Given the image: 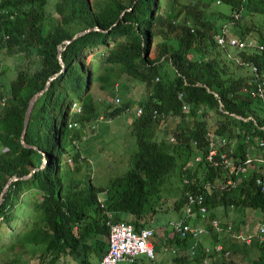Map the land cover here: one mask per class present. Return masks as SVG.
<instances>
[{
    "label": "trees",
    "instance_id": "16d2710c",
    "mask_svg": "<svg viewBox=\"0 0 264 264\" xmlns=\"http://www.w3.org/2000/svg\"><path fill=\"white\" fill-rule=\"evenodd\" d=\"M222 26L240 40L255 34L264 48V0H0V54L38 62L34 69L18 67L7 88L0 82V264L69 257L94 264L89 257L105 253L104 212L136 232L150 228L155 253L164 248L153 214L172 209L180 218L187 194L202 196L204 214L195 204L191 213L193 225L207 228L208 243L179 237L173 221L167 243L177 252L168 264H264V234L261 242L246 243L209 227L213 218H224L233 231L243 229L244 220L228 212H251L254 225L245 232L264 227V192L254 183L264 172V162L257 163L264 160L257 145L264 140V108L248 94L264 82V50L233 53L254 70L236 64L212 38ZM123 74L144 87L135 104L141 113L128 124L133 148L125 172L97 186L79 148L83 129L100 113L90 89L96 84L110 97ZM39 91L23 135L26 147L19 139L24 111ZM131 104L121 101L104 117ZM206 133L224 139L210 160ZM247 154L251 163L237 181L234 170ZM174 170L179 194L165 207L160 194ZM118 264L156 263L138 256Z\"/></svg>",
    "mask_w": 264,
    "mask_h": 264
},
{
    "label": "rangeland",
    "instance_id": "374dc122",
    "mask_svg": "<svg viewBox=\"0 0 264 264\" xmlns=\"http://www.w3.org/2000/svg\"><path fill=\"white\" fill-rule=\"evenodd\" d=\"M228 34H230L229 30ZM250 38H254L257 41V37L255 36V34L248 36L246 39ZM234 50L235 49L229 48V54H233L235 52ZM229 59L234 61V59L232 58ZM234 62L238 64L236 61ZM238 65L245 66L250 71L252 70V65L250 63L246 64L247 66L244 64ZM37 66L38 62H33V57L20 55L12 57L11 55L0 54V82L2 84V87L7 88L9 80L14 77V74L18 70V67H20L21 69H24L26 67L34 69ZM163 69L168 70L167 67H164ZM235 71L238 73H244L245 69L237 68ZM116 86V93H118L120 101L123 102L125 100H129L132 103V108H130V111L134 110L136 102L143 97L144 87L137 80H134L125 74L121 75L120 80L117 82ZM90 94L96 102L100 113L97 118L98 121L94 122L90 126H86L83 129V140L80 142L79 148L82 152V155L85 156V158L89 162V170L92 183L97 186H105L108 184L109 180L112 177L123 174L127 169L129 158L128 154L133 148V138L129 134L128 124L134 117L127 116V113L125 112L124 114L121 113L120 115L113 118H105L103 114L105 109H107V111H110L112 108H114L113 106H109L107 104L112 100L113 94L110 97H107L106 91L98 89L96 84L92 85ZM209 115H212V112H210ZM179 185V177L177 172L175 171L169 177L167 182H165V184L162 186L160 195L165 202V207H167L168 202L178 197ZM178 214L179 213L175 212L172 209L161 211L157 210L153 214L151 225L162 226L160 228L171 230V222L177 220ZM227 215L229 217L234 216L236 220H240L242 218L244 220L242 224L243 229H251V227L254 225V220L251 216V213L249 212H246L243 216H240L238 214L233 215L232 212H228ZM155 232V237L158 239L159 243L162 244L164 249L160 247L158 250L159 252L157 251L154 253V260L161 261L164 259H168L170 257L168 249L171 243H167V241H161V231L159 229L155 228ZM202 235L203 234L199 235V238L194 241L195 244L202 241V238L200 237ZM163 238L166 239L164 235ZM104 239L106 241V238ZM175 249L176 248H174L173 250ZM176 252L177 250H175L174 253H171V255L173 256V254H175ZM139 257L147 258L144 255H139ZM74 260L75 259H73L72 257H69L64 263L56 262L55 264H79L74 262ZM98 261L99 260H96V262Z\"/></svg>",
    "mask_w": 264,
    "mask_h": 264
},
{
    "label": "built area",
    "instance_id": "2783aa9c",
    "mask_svg": "<svg viewBox=\"0 0 264 264\" xmlns=\"http://www.w3.org/2000/svg\"><path fill=\"white\" fill-rule=\"evenodd\" d=\"M215 43L224 49H227L226 56L228 58L234 59L238 64L241 63L235 58L233 54H229V48L236 50L242 49H252L262 51L264 50L263 46L259 44L254 38L240 40L236 36H232L228 34V28L226 26H222L217 33H214L212 36ZM251 69L254 70V67L251 66ZM157 79V78H156ZM155 79V80H156ZM117 84L114 85V96L111 101V105L113 107L119 105L120 98L116 96ZM248 94L252 98H258L264 108V82L256 81L254 89L249 90ZM180 94H178V97ZM75 105H72L71 111H75ZM186 105L182 106V109H185ZM129 117H136L141 113L140 107L135 108L130 111V108L126 109L124 113ZM264 128V126H262ZM206 136H209L210 140L207 144V154L206 159L210 160L211 156L215 154V146L222 145L224 141L220 143H215L214 140H211V133H206ZM257 145L261 148V152L264 151V140L259 139L257 141ZM222 158V163L224 166H229V161L224 157L223 154L220 155ZM260 160V159H258ZM260 161H264L263 159ZM251 163V156L247 154L241 165H237L234 170V175L236 179L239 180V176L241 173L245 172L248 169L249 164ZM229 183V181H227ZM255 185L258 187L260 192H264V172H261L255 179ZM202 196L201 195H190L187 194V201L183 208V213L180 218H178L173 223V229L175 233L183 238L187 234L190 237L197 239L199 235L206 234L207 228L193 225L192 221V213L191 208L195 204L198 206V210L200 214H204V207L201 206ZM105 215V225L107 226V235L105 241V253L101 256L97 264H118L120 262H131L135 257L139 255H144L147 258H153V244H152V230L150 228H141L139 231H134L132 226L126 224L122 221H113L112 214L109 212H104ZM209 227L214 232L218 234L228 233L232 237L238 238L244 242H249L252 237H256L258 242L262 241V237L264 234V227L262 224H258L253 231L245 232L243 229H239L237 231H233L230 224L222 223L218 220V218H213L209 222ZM215 250L220 249V245L216 244L214 246ZM174 253V250H172Z\"/></svg>",
    "mask_w": 264,
    "mask_h": 264
},
{
    "label": "crops",
    "instance_id": "0c3cea01",
    "mask_svg": "<svg viewBox=\"0 0 264 264\" xmlns=\"http://www.w3.org/2000/svg\"><path fill=\"white\" fill-rule=\"evenodd\" d=\"M117 91V90H116ZM113 94H115V92L113 93ZM116 96H118V93H116ZM119 97V96H118ZM111 103V102H110ZM109 119V118H108ZM109 121V120H108ZM107 121V122H108ZM214 140V142L217 144V143H220V142H222V141H224V139H219V138H216V139H213ZM217 146V145H216ZM81 155H82V152H81ZM83 156V155H82ZM83 157H85V156H83ZM195 159H197V157H195ZM260 160H262V159H260ZM260 160H258L257 161V163H263L264 161H260ZM237 181H239L238 179H237ZM178 189H180V185H179V188ZM249 213H251V212H249ZM253 214V213H252ZM238 215H240V214H238ZM181 216V215H180ZM240 216H243V215H240ZM179 218V216L177 217V219ZM242 219V218H241ZM219 220V219H218ZM221 220V219H220ZM219 220V221H220ZM176 221V220H175ZM192 221H193V219H192ZM221 222L222 223H228L224 218H222V220H221ZM172 223V222H171ZM229 224V223H228ZM196 226H201V225H196ZM201 227H203V226H201ZM171 231H172V224H171V230H167V229H162L161 230V241H163V242H166L167 241V239L170 237V233H171ZM163 235H164V237L166 238V239H164L163 238ZM201 238H202V240H203V242H204V244H207L208 243V238H207V235L205 236L204 234L202 235V236H200ZM159 242V241H158ZM159 244H161V243H159ZM168 249V248H167ZM174 249V246L171 244L170 245V247H169V249H168V251H169V253H170V257L168 258V259H164V260H155V263L156 264H168L169 263V261H170V258L172 257V255H171V253H172V250ZM159 252V251H158ZM90 259H92V257H89ZM92 260H94L95 262H94V264H96L97 262H96V260L93 258Z\"/></svg>",
    "mask_w": 264,
    "mask_h": 264
},
{
    "label": "water",
    "instance_id": "95a60500",
    "mask_svg": "<svg viewBox=\"0 0 264 264\" xmlns=\"http://www.w3.org/2000/svg\"><path fill=\"white\" fill-rule=\"evenodd\" d=\"M89 29H96V27H92V28H88V29L82 30V31H80V32H78V33H76V34H74V35L71 37L70 40H72V39L76 38L77 36H79V35H81V34L87 32ZM70 40H64L63 42L66 44V43H68ZM59 50H60V49H59ZM59 62L61 63V61H60V57H59ZM40 93H41V91L37 92L36 94H34V95L29 99V101H28V103H27V107H26V109H25V111H24L22 130H21V133H20V137H19V139H20V143H21L23 146H26V147H28V145H26V144L23 142V135H24V133H25V129H26V125H27V122H28V119H29V114H30V111H31L32 104H33L34 100L36 99V97H37L38 95H40ZM44 162H45V160H44V158H43V159H42V164H41V166L44 164ZM28 176H29V174H27V175H25V176H22L21 178H27ZM14 179H16V178L12 177V178H10L9 180H14ZM0 201H1V197H0Z\"/></svg>",
    "mask_w": 264,
    "mask_h": 264
},
{
    "label": "clouds",
    "instance_id": "9594fccd",
    "mask_svg": "<svg viewBox=\"0 0 264 264\" xmlns=\"http://www.w3.org/2000/svg\"><path fill=\"white\" fill-rule=\"evenodd\" d=\"M113 96H114V94H113ZM112 98H113V97H112ZM111 101H112V100H111ZM111 101H110V102H111ZM110 102H109V103H110ZM120 103H121V101H120ZM120 103H119V104H120ZM111 106H112V105H111ZM117 106H119V105H117ZM115 107H116V106H115ZM71 108H72V107H71ZM135 108H137V107H135ZM70 111H71V110H70ZM123 111H124V110H123ZM123 111H122V113H123ZM69 125H70V124H69Z\"/></svg>",
    "mask_w": 264,
    "mask_h": 264
}]
</instances>
